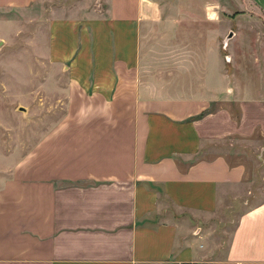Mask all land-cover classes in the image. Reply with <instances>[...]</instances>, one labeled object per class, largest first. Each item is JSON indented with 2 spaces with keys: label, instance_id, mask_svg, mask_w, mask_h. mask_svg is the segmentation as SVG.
Listing matches in <instances>:
<instances>
[{
  "label": "crops",
  "instance_id": "1",
  "mask_svg": "<svg viewBox=\"0 0 264 264\" xmlns=\"http://www.w3.org/2000/svg\"><path fill=\"white\" fill-rule=\"evenodd\" d=\"M4 11L64 105L2 156L0 264H264V0Z\"/></svg>",
  "mask_w": 264,
  "mask_h": 264
},
{
  "label": "rangeland",
  "instance_id": "2",
  "mask_svg": "<svg viewBox=\"0 0 264 264\" xmlns=\"http://www.w3.org/2000/svg\"><path fill=\"white\" fill-rule=\"evenodd\" d=\"M12 17L11 12L0 13V175L8 172L3 154L10 156L14 150H26L39 133L37 125L45 122L46 112L52 107L60 110L64 105L58 89L61 84L53 83L55 77L53 79L51 68L46 67L40 59L43 57L37 56L30 48V44L33 47L35 44L34 27L27 18L20 22L18 19L14 25ZM222 47L221 42L220 53ZM228 50L229 47L225 49ZM210 58L215 60V54ZM56 76L61 79L60 74ZM21 107L24 111H18ZM245 154L249 155L251 151L245 148ZM258 154L262 152L258 150L253 155L258 157ZM245 160L251 170L257 173L264 170L261 157L255 156L254 161L252 155L251 159L245 156ZM259 181L254 180L253 185H258Z\"/></svg>",
  "mask_w": 264,
  "mask_h": 264
},
{
  "label": "water",
  "instance_id": "3",
  "mask_svg": "<svg viewBox=\"0 0 264 264\" xmlns=\"http://www.w3.org/2000/svg\"><path fill=\"white\" fill-rule=\"evenodd\" d=\"M231 36V33L228 35V37H230ZM228 37L227 38H225L224 40H223V47L225 48V46H226V43H227V39H228ZM0 44H1V40H0ZM19 109H21V111H24V110H22L23 108L21 107V108H19Z\"/></svg>",
  "mask_w": 264,
  "mask_h": 264
},
{
  "label": "built area",
  "instance_id": "4",
  "mask_svg": "<svg viewBox=\"0 0 264 264\" xmlns=\"http://www.w3.org/2000/svg\"><path fill=\"white\" fill-rule=\"evenodd\" d=\"M182 264H187V263H182Z\"/></svg>",
  "mask_w": 264,
  "mask_h": 264
}]
</instances>
